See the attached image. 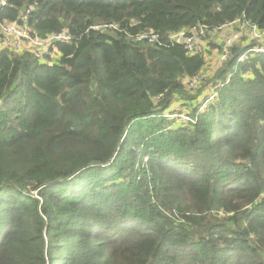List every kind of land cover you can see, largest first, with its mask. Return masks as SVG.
Wrapping results in <instances>:
<instances>
[{
    "label": "trees",
    "instance_id": "obj_1",
    "mask_svg": "<svg viewBox=\"0 0 264 264\" xmlns=\"http://www.w3.org/2000/svg\"><path fill=\"white\" fill-rule=\"evenodd\" d=\"M25 15L70 39L0 48V264H264V54L239 59L260 41L246 29L222 62L218 33L206 54L168 42L264 30V0L0 5V25Z\"/></svg>",
    "mask_w": 264,
    "mask_h": 264
},
{
    "label": "built area",
    "instance_id": "obj_2",
    "mask_svg": "<svg viewBox=\"0 0 264 264\" xmlns=\"http://www.w3.org/2000/svg\"><path fill=\"white\" fill-rule=\"evenodd\" d=\"M6 0H0V5H4ZM28 13V11H27ZM236 24V26H234ZM27 16L25 15L21 19V23H2L0 25V48H10L15 52L24 49L23 43L28 42L32 45L30 50L37 59H43L50 54L51 45L54 42H62L70 39V36L65 32L51 33L45 38H35L29 34L27 28ZM96 28V26L92 27ZM248 29L252 38L260 41L259 44L254 45L244 55L240 56L241 59L245 57L248 52H256L264 54V30L257 29L254 25H250L246 22H228L217 28L210 29L205 25H192L188 28L181 29L180 31L171 33L168 37V42L171 44H180L185 47L186 51L190 53L200 52L206 54L209 50L206 38L209 35L218 33L223 38L222 51L219 55V61L222 62L228 58L227 49L238 41L243 35L245 30ZM134 41H143L152 43L157 42L162 44L159 36L155 32L144 31L133 37ZM208 74V70H204L201 73L193 75L183 80V83L192 88L199 84V82L205 78ZM222 86L219 82L211 88V92L207 95L206 100H211L216 95V90ZM191 121V120H190Z\"/></svg>",
    "mask_w": 264,
    "mask_h": 264
},
{
    "label": "rangeland",
    "instance_id": "obj_3",
    "mask_svg": "<svg viewBox=\"0 0 264 264\" xmlns=\"http://www.w3.org/2000/svg\"><path fill=\"white\" fill-rule=\"evenodd\" d=\"M22 45H23L24 49H31L32 48V45L30 43H28V42H24ZM239 59L241 60V58H239ZM186 114L187 113H185V112L177 111V113H175V114H167V116L173 117V118L178 117L179 120H186V121L190 122L191 118L188 117Z\"/></svg>",
    "mask_w": 264,
    "mask_h": 264
}]
</instances>
